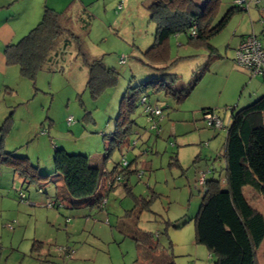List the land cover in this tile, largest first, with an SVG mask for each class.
Returning a JSON list of instances; mask_svg holds the SVG:
<instances>
[{"label": "rangeland", "instance_id": "obj_1", "mask_svg": "<svg viewBox=\"0 0 264 264\" xmlns=\"http://www.w3.org/2000/svg\"><path fill=\"white\" fill-rule=\"evenodd\" d=\"M93 1L90 11L95 18L90 22L91 31L83 37L84 48L93 56H102L105 65L120 73L114 88L91 99L85 89L86 68L72 53L58 58L57 67L45 66L34 84L27 78H12L6 91L8 84L0 83V134L3 121L12 113L3 149L27 157L41 174L54 171V147L88 155L91 163L102 165V136L113 131L123 93L128 85L155 73L132 58L142 56L153 39L155 23L146 10L150 0ZM235 1L220 0L215 19ZM245 6L246 10L233 14L211 38L216 53L210 56L215 60L204 51L186 47L184 36L173 39L172 58L197 55L173 66L176 84L193 81L203 71L201 80L192 96L177 105L161 94L151 95L150 103L161 109L156 123H148L138 110L133 115L131 146L115 150L104 163L108 170L124 161L131 164L134 173L129 176V186L148 210L140 211L134 196L122 187L108 193L103 210L69 209L68 205L51 208L54 194L59 197L61 193L60 180L57 188L23 184L0 162V264H158L168 257H173L174 264H212L205 247L195 243L193 218L203 196L202 176L206 173L207 178L222 182L226 131L207 128L196 108L201 103L216 105L213 109L227 125L228 108L236 104L239 110L263 92L264 77H250L232 63L240 36L251 34L252 28L264 46L260 26L264 0H246ZM122 57L126 58L123 65L118 62ZM68 118L72 119L70 125ZM173 154L177 165L171 164ZM245 196L264 216V197L249 188ZM155 244L159 246L156 253L150 249ZM263 251L264 241L259 248L261 264ZM135 259L139 261L135 263Z\"/></svg>", "mask_w": 264, "mask_h": 264}, {"label": "trees", "instance_id": "obj_2", "mask_svg": "<svg viewBox=\"0 0 264 264\" xmlns=\"http://www.w3.org/2000/svg\"><path fill=\"white\" fill-rule=\"evenodd\" d=\"M219 5L220 0H203L201 5L193 0H150L146 10L149 20L155 23L153 39L142 56L132 58L140 66L155 73L128 85L123 93L113 131L107 135L102 134V165L91 163L88 155L72 154L63 148L54 147V171L41 174L27 157H17L13 152L3 149L12 113L1 125L0 162L11 168L14 178L23 184L55 186L57 180H60L61 193L59 197L57 192L54 194L53 201L49 203L51 208L61 206L69 209L103 210L106 196L117 187H122L124 192L134 196L128 183L129 176L134 173L131 164L124 161L123 164H113L108 170L104 163L115 150L121 152L131 146L130 136L135 125L133 115L138 110L148 123H156L161 109L150 103L151 95L161 94L176 105L190 96L201 80L203 71L193 81L177 85L176 75L171 73V69L179 61L192 59L197 55L172 59L169 43L172 38L184 36V45L197 52L204 51L209 59L215 60V57L210 56H215L213 54L216 53L210 43L211 38L223 30L233 14L246 10L245 5L234 3L216 20ZM72 9L71 4L59 12L45 7L39 23L17 43L4 48L5 61L7 66H17L20 77L27 78L34 84L38 72L45 66L47 69L57 67L58 58H67L72 53L75 58L81 59L86 68L85 89L89 97L97 100L105 91L117 85L120 73L105 65L102 56H93L85 50L83 37L89 33L92 15L87 6H83L77 16L73 15ZM250 35L257 38L254 34L244 38ZM262 48L264 50L263 46ZM236 49L233 64L241 70L235 64ZM125 60L122 57L118 62L123 65ZM247 75L250 76L248 73ZM155 108L160 111L158 115L147 112V109ZM228 110L227 125H224L214 109L201 110L202 120L207 128L217 129L213 125L209 126L205 120L208 115L215 116L222 122L226 134L222 148V182L214 177L207 178L206 173L202 176L204 191L198 212L193 218L194 240L197 245L205 247L212 264H261L259 248L264 241V216L250 204L245 190L249 188L264 197V93L249 100L239 110L236 104ZM88 115L89 113L85 115V119ZM171 158V164L177 165L176 155L173 154ZM133 198L140 211L148 210V205L142 202L141 196ZM20 200H23L22 194ZM134 240L141 241L136 238ZM35 244L37 243L32 248ZM158 248V244L150 247L154 253ZM64 252L69 254L66 250ZM172 258H163L158 264H174ZM138 261L135 259V263ZM262 263L264 264V256Z\"/></svg>", "mask_w": 264, "mask_h": 264}, {"label": "crops", "instance_id": "obj_3", "mask_svg": "<svg viewBox=\"0 0 264 264\" xmlns=\"http://www.w3.org/2000/svg\"><path fill=\"white\" fill-rule=\"evenodd\" d=\"M93 3H94L93 0H0V83H6L8 84L7 87L10 88V80H12V78L20 79L18 67L7 66L4 57V48L10 44L17 43L22 37L28 34V32L37 25L41 20L43 10L45 7L51 8L59 12L65 9L69 4H71L73 8L72 11L74 12L73 15L77 16L78 13L80 12V9H82L83 6H87L88 12L91 13L92 15L91 22H93L95 17L93 16V13L90 11V8L93 6ZM256 6L257 7H255V9L259 11L258 8L259 5ZM260 12L264 13V10L261 8ZM260 26L263 27V32H264L263 18L261 19ZM91 28H92V23L90 25L89 31H91ZM254 31L255 30L252 28L250 33L254 34ZM246 35L248 34H242L240 36L237 44L235 45V49ZM177 38L180 37L172 38L169 43L171 58H172L171 43L173 39L177 40ZM178 46L180 47L182 45L178 44ZM186 47L190 48L189 46ZM261 91H263L262 92L263 94L264 84ZM192 94L193 93H191L190 96H192ZM209 107L213 109L217 106L216 105L209 106L206 103H201L197 106L196 109L201 113L202 109ZM196 109H194V111H196Z\"/></svg>", "mask_w": 264, "mask_h": 264}, {"label": "built area", "instance_id": "obj_4", "mask_svg": "<svg viewBox=\"0 0 264 264\" xmlns=\"http://www.w3.org/2000/svg\"><path fill=\"white\" fill-rule=\"evenodd\" d=\"M237 5H245V0H236ZM235 64L241 70L250 74L251 77L263 76L264 77V50L259 40L250 35L245 37L235 51ZM150 114L158 115L160 111L155 109H147ZM205 120L209 126L213 125L217 129H222V122L215 116H206ZM71 118L67 119L70 124ZM202 183V178L200 184ZM22 197V196H21Z\"/></svg>", "mask_w": 264, "mask_h": 264}]
</instances>
